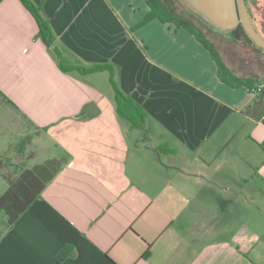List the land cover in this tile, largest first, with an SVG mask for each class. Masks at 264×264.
I'll list each match as a JSON object with an SVG mask.
<instances>
[{"label":"crops","instance_id":"0c3cea01","mask_svg":"<svg viewBox=\"0 0 264 264\" xmlns=\"http://www.w3.org/2000/svg\"><path fill=\"white\" fill-rule=\"evenodd\" d=\"M33 1L54 45L0 0V194L25 169L58 172L13 226L0 213V264H264V215L218 214L264 202V93L224 82L187 27H136L148 0ZM61 61L111 63L149 135L119 114L109 70Z\"/></svg>","mask_w":264,"mask_h":264},{"label":"trees","instance_id":"16d2710c","mask_svg":"<svg viewBox=\"0 0 264 264\" xmlns=\"http://www.w3.org/2000/svg\"><path fill=\"white\" fill-rule=\"evenodd\" d=\"M24 5L32 12L40 27V36L48 45H54L55 37L48 20L44 17L42 6L36 4L33 0H21ZM151 10L136 25L140 27L153 19L159 18L163 22L172 21L179 26H185L190 29L197 37L212 51L214 58L219 65L220 78L234 86L239 87L247 85L251 87L254 80L248 77H241L225 62L220 55L214 43L196 27L193 21L185 16L177 14L164 0H148ZM211 26L210 24H207ZM232 34L235 39L249 41L250 38L244 27L240 24ZM259 48V47H258ZM262 49V48H260ZM57 50L59 56L61 52ZM263 50V49H262ZM60 66L64 70L79 69L81 72L88 73L99 70H109L111 73V82L115 91V100L119 114L126 119L133 128H140L145 131V137L149 134L147 122L149 119L148 112L129 94L125 93L115 79L114 66L111 63L97 64L92 67L83 66H66L63 61ZM264 93V90L263 92ZM58 162L55 160L47 161L43 164L36 165L33 168L23 170L20 175L10 180L8 189L0 194V211H4L8 217V226H13L20 216L31 206V204L40 197L43 189L54 178L58 172ZM2 233L0 232V238ZM69 247L65 253H68ZM65 255V254H64ZM147 255V253H146Z\"/></svg>","mask_w":264,"mask_h":264},{"label":"rangeland","instance_id":"374dc122","mask_svg":"<svg viewBox=\"0 0 264 264\" xmlns=\"http://www.w3.org/2000/svg\"><path fill=\"white\" fill-rule=\"evenodd\" d=\"M177 14L185 16L196 24V27L200 29L208 39H210L214 46L218 49L220 55L225 62L241 77H248L254 81H264V50L250 38L238 40L235 39L232 31L230 33H224L207 25L208 23L197 13L190 10L181 0H164ZM248 6L250 8L254 23L258 31L264 36V0H248ZM249 36V35H248ZM259 47V48H258ZM2 147L5 145H1ZM11 162V159L8 160ZM205 194V193H203ZM207 194V193H206ZM219 195H224L223 193ZM209 202L207 203L212 210V200H219V197H212V192L207 194ZM219 209V208H218ZM219 215L221 219L230 217L232 219H239L240 221L249 220L253 221L264 215V202L263 200L257 201L253 205L248 204L246 207L236 210L234 215L228 214V210L224 208L219 209ZM5 215V212L2 211ZM260 226V225H259ZM3 228V222L0 217V231Z\"/></svg>","mask_w":264,"mask_h":264},{"label":"water","instance_id":"95a60500","mask_svg":"<svg viewBox=\"0 0 264 264\" xmlns=\"http://www.w3.org/2000/svg\"><path fill=\"white\" fill-rule=\"evenodd\" d=\"M208 24L230 33L240 24L249 37L264 50V36L258 31L249 14L245 0H181Z\"/></svg>","mask_w":264,"mask_h":264},{"label":"built area","instance_id":"2783aa9c","mask_svg":"<svg viewBox=\"0 0 264 264\" xmlns=\"http://www.w3.org/2000/svg\"><path fill=\"white\" fill-rule=\"evenodd\" d=\"M264 90V81H259L249 87V91L254 94V95H259L263 92Z\"/></svg>","mask_w":264,"mask_h":264},{"label":"flooded vegetation","instance_id":"af4514ba","mask_svg":"<svg viewBox=\"0 0 264 264\" xmlns=\"http://www.w3.org/2000/svg\"><path fill=\"white\" fill-rule=\"evenodd\" d=\"M250 1H253V0H250ZM245 2H246V5H247V8H248V11H249V14H250V16H251V19H252V21H253V23H254V20H253V17H252V14H251V11H250V8H249V6H248V0H245ZM242 25V24H241ZM254 25H255V23H254Z\"/></svg>","mask_w":264,"mask_h":264}]
</instances>
